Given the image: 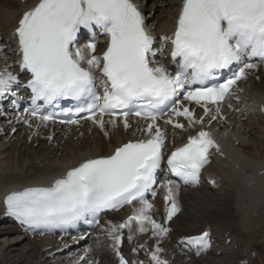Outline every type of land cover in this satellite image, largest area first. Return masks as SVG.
I'll return each mask as SVG.
<instances>
[{"label": "snow or ice", "instance_id": "6c2138e0", "mask_svg": "<svg viewBox=\"0 0 264 264\" xmlns=\"http://www.w3.org/2000/svg\"><path fill=\"white\" fill-rule=\"evenodd\" d=\"M96 29L108 38L106 50L96 56L98 41L92 38L84 45L86 55L77 41L84 32ZM16 36L21 68L31 74L26 87L33 94L34 119L44 124L79 125V119L55 120L54 115L40 111V102L57 105L72 100L81 102L75 115L85 113L83 119L102 131L105 116L113 126L117 119L122 120L125 130L130 127L129 116L150 123L143 129L149 139L125 143L107 157L88 159L51 188H31L8 196L9 215L33 228L73 225L135 202L142 207L127 222L111 227L117 249L123 239L119 231L131 229L133 222L141 234L150 225L157 237H166L169 230L147 215L153 205L146 196L151 194L154 199L158 186L167 189V221L179 212V186L171 181L158 184L166 141L157 121L169 116L164 123L177 129L184 128L176 122L179 117L190 126L202 124L181 100L203 107L206 114L212 111L209 105H216L219 115L220 105L233 94L237 83L257 69L255 61L264 63V0H184L170 40L173 70L153 65L156 41L133 0H40L24 14ZM229 71L232 74L221 80ZM212 81L219 82L209 83ZM17 83L14 75L0 73V98ZM191 85L199 87L192 89ZM212 149L219 151L210 134L200 132L172 153L168 168L185 185L196 186ZM208 241L209 234L204 233L182 243L203 249ZM160 252L157 247L151 259L166 264ZM117 255L120 264H127L119 251Z\"/></svg>", "mask_w": 264, "mask_h": 264}, {"label": "bare ground", "instance_id": "6f19581e", "mask_svg": "<svg viewBox=\"0 0 264 264\" xmlns=\"http://www.w3.org/2000/svg\"><path fill=\"white\" fill-rule=\"evenodd\" d=\"M39 2L0 0V70L16 71V78L21 76L15 68L18 57L12 33L24 14L33 10ZM133 2H145L142 8L148 16L147 26L154 34L168 31L174 25L180 4V0ZM160 63L168 65L165 56L160 58ZM237 92L239 95L222 106L224 109L222 115L217 116L218 121L212 123V118L207 117L202 124L190 126L189 121L180 117L176 122L184 124L183 129L162 124L170 148L185 144L200 132H209L219 151L212 157V164L205 170V176L215 180L216 184L214 187L205 185L199 189L181 190L176 199L183 211L175 222L172 221L168 227L162 226L172 229L166 237L156 239L154 233L137 237L135 230L125 231L121 256L129 258L133 264H138L139 260L151 264L148 259L157 247L161 249L160 258L172 264H197L198 260L188 255L178 241L199 235L206 228L221 233L216 252L223 254L221 258H213V264H264V115L258 112L259 105H264V67L251 71L248 80ZM191 109L198 110L195 105ZM197 112L201 115L200 111ZM212 114L217 113L214 110ZM200 115L194 119L199 121ZM108 121L105 120L103 131L90 121L69 129L24 122L23 118L2 121L0 203L13 193L36 186L49 188L82 162L107 156L121 144L146 134L143 131L145 125L140 121L128 120L130 127L127 130L120 119L116 120L115 126ZM161 192L165 193L163 188ZM3 212L0 209V235L12 238L10 242L8 239L5 242L6 252H13L27 241L24 257L30 254L29 257L36 259L34 264L119 263L113 254L115 244L111 229L100 228L98 233L76 246L72 244L75 240L68 244L60 241V238L38 235L29 238L14 224L7 222L15 217ZM152 217L156 223L164 224L158 210H154ZM109 218L114 222L113 226L121 224L118 216ZM131 235L135 237L130 239ZM228 238L232 240L229 246L226 245ZM146 240L149 242L146 243ZM66 245L69 247L66 248ZM5 251L0 249V264H6L8 259L4 256ZM229 251L234 252L235 263L228 262L226 255ZM7 256L11 258L10 254ZM43 258L46 259L43 261Z\"/></svg>", "mask_w": 264, "mask_h": 264}, {"label": "rangeland", "instance_id": "374dc122", "mask_svg": "<svg viewBox=\"0 0 264 264\" xmlns=\"http://www.w3.org/2000/svg\"><path fill=\"white\" fill-rule=\"evenodd\" d=\"M7 239L10 242L11 241L10 239L12 238H8V236L0 235V249H2L3 251H5L7 248V245H6ZM26 243L27 241H25V243L22 244V246L15 248L14 251L11 253L10 251L4 252V256L8 258L6 260V264H34L36 259H32L31 257H29L30 254L27 257H24V253H26V246H25ZM8 254H10L11 258L7 256ZM31 254H33V252H31ZM203 263L210 264L207 261H203ZM197 264H198V261H197Z\"/></svg>", "mask_w": 264, "mask_h": 264}]
</instances>
